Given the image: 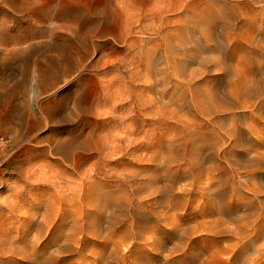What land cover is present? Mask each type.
Returning a JSON list of instances; mask_svg holds the SVG:
<instances>
[{
  "label": "rangeland",
  "instance_id": "rangeland-1",
  "mask_svg": "<svg viewBox=\"0 0 264 264\" xmlns=\"http://www.w3.org/2000/svg\"><path fill=\"white\" fill-rule=\"evenodd\" d=\"M179 1L0 0V138L9 144L0 163V229H11L34 214L38 219L48 213L47 203L61 199L70 231L73 219L96 206L98 186L117 185L112 187L116 191L121 185L127 195L124 204L114 207L118 210L112 218L123 219L120 231L125 232L123 245L131 263L150 253L160 232L155 217L162 211L183 225L169 246L188 237L190 212L209 213L214 204L196 190L191 197L181 194L171 212L167 203L155 213L149 211L151 181L158 168L167 169L165 160L170 159L171 167H185L208 144H221L210 127L198 130L204 122L201 115L175 104L160 111L151 102L152 97L163 96V103L176 97L180 82L189 80L199 94L223 77L212 71L213 62H207L202 75H191L200 67V35L198 25L181 30ZM234 3L252 6L251 0ZM194 32L196 43H191L187 36ZM147 50L157 51L150 65ZM218 58L226 59L225 50L220 49ZM150 70H158L156 77ZM189 119L185 127L177 122ZM168 122L179 125L178 142L167 137L174 127ZM207 166L195 175L199 179L183 177L178 186L207 184ZM123 173L133 176V182ZM119 178L125 181L119 183ZM227 179L228 189L238 187ZM84 184L91 188L85 189V204L78 201L80 191L70 190ZM129 198L130 208L125 206ZM202 221L230 231L195 233L196 249L176 252L169 261L166 251L152 253L156 258L151 264H203L209 258V264H264V232L254 247L244 249L236 222L219 224L213 216ZM235 247L245 251L238 260ZM81 255L69 260L82 263L86 257Z\"/></svg>",
  "mask_w": 264,
  "mask_h": 264
},
{
  "label": "bare ground",
  "instance_id": "bare-ground-1",
  "mask_svg": "<svg viewBox=\"0 0 264 264\" xmlns=\"http://www.w3.org/2000/svg\"><path fill=\"white\" fill-rule=\"evenodd\" d=\"M209 1L214 3L209 4ZM235 1L240 0L178 2L179 8L182 9L179 20L183 22L181 30L185 32V28L189 30L193 25H198L196 31L200 35L197 41V45H200V67L191 75H202L207 62H213L212 71L223 77L214 79L215 84L211 83L212 86L203 93L196 94L188 80L179 83L181 88L176 91L178 94L172 97L173 99L170 98L165 103L162 102L163 96L151 99L160 111L165 109V105L175 104L178 108H188L193 116L201 115L204 122L198 130L206 131L205 129L210 127L209 129L221 138L218 148L208 144V147L185 167H171L170 159L165 160L167 169L161 171L158 168L151 181V213H155L156 208L165 203L166 209L171 212L175 203L182 197L181 194L191 197L195 190L202 197H208L214 204L206 215L201 211L188 214V217H191L187 221L188 237L179 239L180 245L169 246L170 237L173 234L178 235L183 225L174 223L162 211V214L155 217L160 232L150 245L151 254L136 256L133 262L127 263L128 247L123 245L125 232L120 231L123 219L112 218L118 210L114 207L124 204L127 194H124L121 185L115 191L112 187L117 185L105 183L97 187V194L100 195L96 199V206L90 210L84 209L79 217L73 219L70 231H67L63 220L67 216L62 213L61 199L47 203L48 213L38 219L34 214L11 229L1 227L0 264H151L152 259L156 258L152 253L161 254L162 251L168 253L165 257L169 261L176 252L181 251L184 255L188 249L197 248V242L192 237L195 233L207 231L211 235H218L230 231L228 227L219 228L217 223L212 225L209 222H200L205 216L216 217L219 224L221 221L224 224L236 222V234L242 240L244 249L254 247L258 237L264 232V0H251L252 6L249 9L236 6ZM215 8V13L210 12ZM195 35L196 32L190 37L187 36V40L196 43L193 40ZM167 42L170 46L171 42ZM220 49L225 50V60L218 58ZM147 52L148 63L151 56L153 61L156 60V50L154 55L149 50ZM150 71L155 75L148 74L156 77L158 70ZM165 89L166 86L162 89V94H165ZM177 122L185 127L191 119ZM170 125L174 127L170 128L172 131L167 137L171 139L170 142H178L177 138L182 131L179 125L168 122V126ZM164 143L166 140L158 144L160 149ZM65 156L66 151L63 157ZM209 163L210 166L206 167L210 174L207 184L200 186L198 182V185L190 183L178 186L183 177L199 179L195 175ZM121 176L131 178V183L134 180L133 176L125 173ZM227 177L238 187L228 189ZM124 181V178H119V183ZM85 189L91 188L84 184L70 189L72 193L80 191L77 198L83 204L87 194ZM111 199L116 201L112 202ZM130 200L131 198L125 203L128 208L131 205ZM34 208L38 209L39 206L35 205ZM106 213H109L108 217H105ZM123 246L125 248H122ZM253 250L254 253L258 252L257 249ZM221 251L228 252L226 249ZM81 254L86 257L82 263L69 260L70 257L82 256ZM243 254V249L235 247L236 260ZM208 260L202 263L209 264Z\"/></svg>",
  "mask_w": 264,
  "mask_h": 264
},
{
  "label": "built area",
  "instance_id": "built-area-1",
  "mask_svg": "<svg viewBox=\"0 0 264 264\" xmlns=\"http://www.w3.org/2000/svg\"><path fill=\"white\" fill-rule=\"evenodd\" d=\"M8 146L9 144L7 143V141L4 138H0V163L3 159L5 151L9 148Z\"/></svg>",
  "mask_w": 264,
  "mask_h": 264
}]
</instances>
